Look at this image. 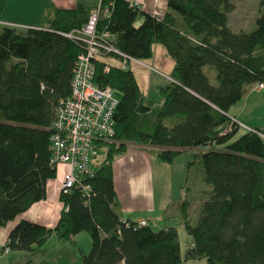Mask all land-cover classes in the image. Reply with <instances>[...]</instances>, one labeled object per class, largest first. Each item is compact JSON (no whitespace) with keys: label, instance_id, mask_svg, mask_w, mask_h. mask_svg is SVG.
<instances>
[{"label":"trees","instance_id":"trees-1","mask_svg":"<svg viewBox=\"0 0 264 264\" xmlns=\"http://www.w3.org/2000/svg\"><path fill=\"white\" fill-rule=\"evenodd\" d=\"M6 2L0 0V16ZM100 6L109 15L99 18L97 29L112 35L118 51L150 59L154 44H160L172 59L170 80L160 88L161 105L144 103L129 67L98 59L93 81L119 97L112 140L98 144L102 158L85 178L89 196L75 188L61 193L64 209L54 227L21 220L5 248L30 252L51 235L71 239L84 231L91 246L81 264H181L175 227L153 229L121 219L112 163L128 144L153 146L165 162L181 148H202L188 155V168L199 167L209 189L201 190L194 223L188 217L191 201L179 204L192 243L183 260L264 264V136L252 129L233 139L238 124L227 115L246 86L264 81V0L253 28L244 31L229 26L234 0H166L162 17L127 0H101ZM94 10L80 3L73 9L48 7L37 27L0 29V227L43 199L47 180L56 174L51 126L59 101L70 94L83 48L67 34L80 29Z\"/></svg>","mask_w":264,"mask_h":264},{"label":"crops","instance_id":"crops-1","mask_svg":"<svg viewBox=\"0 0 264 264\" xmlns=\"http://www.w3.org/2000/svg\"><path fill=\"white\" fill-rule=\"evenodd\" d=\"M127 1L136 3L141 10L157 17H162L166 11V0ZM78 3L96 9L101 0H7L0 16V29L4 26L37 27L46 8L73 9ZM238 8L236 6L235 10ZM231 14L229 26L234 31L253 28V23L250 26H242L238 19L237 26H232ZM101 59L109 63L104 58ZM169 80L168 77V82ZM160 105L161 101L157 107ZM227 115L238 122L233 139L249 129H256L264 136V89L257 90L255 84L246 86L243 97L229 108ZM213 147L221 148V146ZM155 149L153 146L128 144L125 153L114 159L112 174L118 200L117 211L122 220L137 222L145 219L153 229L175 227L169 217L174 211L179 210L177 206L182 200L178 193L181 194L183 190L199 192L209 189V186L202 181L199 167H196L195 172L192 171L195 166L188 168V155L203 149L181 148L178 155L170 162L159 159L153 153ZM65 168V165L58 166L55 176L47 180L46 195L43 199L34 202L0 227V264H22L28 260L33 264H81V258L86 253L84 251H88L91 246L90 239L87 241V237L83 235L84 231L77 233L71 239H59L56 235H51L42 246L30 252L6 250L4 246L9 232L21 220L46 227H54L57 224L64 209L60 200V181ZM178 219V225L183 228L181 217ZM80 243L82 246L79 245Z\"/></svg>","mask_w":264,"mask_h":264},{"label":"built area","instance_id":"built-area-1","mask_svg":"<svg viewBox=\"0 0 264 264\" xmlns=\"http://www.w3.org/2000/svg\"><path fill=\"white\" fill-rule=\"evenodd\" d=\"M131 5L137 6L136 3ZM108 15L109 9L99 5L80 29L67 34L80 41L83 48L77 54L72 70L70 94L59 101L51 126L50 162L56 168L66 167L60 181V194L75 188L80 189L84 197L89 196L91 187L85 178L93 175L91 167L100 154L98 144L110 142L114 134L117 91L110 86H98L93 81L95 62L114 54L119 56L121 68H127L130 61H138L118 51L108 31L97 29L99 18ZM108 68L109 65H105L104 70ZM255 88L264 89V81L256 83ZM147 225L145 219L136 222V226Z\"/></svg>","mask_w":264,"mask_h":264},{"label":"rangeland","instance_id":"rangeland-1","mask_svg":"<svg viewBox=\"0 0 264 264\" xmlns=\"http://www.w3.org/2000/svg\"><path fill=\"white\" fill-rule=\"evenodd\" d=\"M236 6L239 8L233 11L231 14V24L232 26H237L236 21L237 19L240 20V23L242 26H250L254 18L256 16V11L258 7L259 0H234ZM141 23V20L136 21V25H139ZM106 61L109 63H113L115 65L120 64V60H117L111 56L103 57ZM172 59L166 55L164 48L160 44H154V56L152 59H143L138 61H130L129 62V68L133 71L139 87L140 91L144 95V103L146 105H149L151 107H157L159 102L161 101V95H160V88L161 86H164L166 82H168V77L170 75V72L172 70ZM116 97H119V93H115ZM102 154L98 156V159L101 160ZM192 171H196V167L192 168ZM175 173V170H174ZM190 177V175H189ZM203 188V187H201ZM178 196H181V200L188 199L191 201L190 207L188 209V217L189 221L191 223H194L197 219L200 206L202 203V193L201 190L199 192H191L187 190H183L181 194L178 193ZM179 206H177L178 208ZM176 208V209H177ZM176 215L178 217L176 218ZM179 217H181L180 211L176 210L170 215L171 224H175V228L178 231L179 236V242H180V248H181V264H209L206 259H189V260H183V257L185 255V251L191 247L190 245V237L189 235L184 231L182 227H180L179 224ZM160 229V228H156ZM85 237L90 239L87 232H83ZM89 237V238H88ZM91 242V241H90ZM82 246V244H79ZM84 246V245H83ZM90 249V248H89ZM89 251V250H88ZM87 250L85 254L88 253ZM53 264V263H50Z\"/></svg>","mask_w":264,"mask_h":264}]
</instances>
